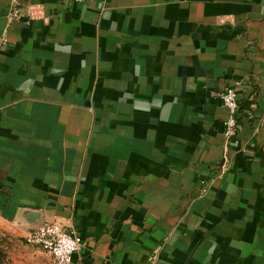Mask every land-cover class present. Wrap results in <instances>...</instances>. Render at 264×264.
Returning a JSON list of instances; mask_svg holds the SVG:
<instances>
[{
	"label": "crops",
	"instance_id": "0c3cea01",
	"mask_svg": "<svg viewBox=\"0 0 264 264\" xmlns=\"http://www.w3.org/2000/svg\"><path fill=\"white\" fill-rule=\"evenodd\" d=\"M17 7L0 0V228L17 247L56 222L82 239L71 264H264V0Z\"/></svg>",
	"mask_w": 264,
	"mask_h": 264
},
{
	"label": "built area",
	"instance_id": "2783aa9c",
	"mask_svg": "<svg viewBox=\"0 0 264 264\" xmlns=\"http://www.w3.org/2000/svg\"><path fill=\"white\" fill-rule=\"evenodd\" d=\"M18 0H11L9 17L19 16ZM84 1V0H73ZM223 106L227 110V116L223 121L224 136L227 140L233 138L238 130V102L235 87H227L220 93ZM221 167L220 173H222ZM201 191H205L202 187ZM24 242L34 246L51 257L52 264H71L72 254L80 250L82 239L74 226L64 227L56 222H44L30 230L24 237Z\"/></svg>",
	"mask_w": 264,
	"mask_h": 264
},
{
	"label": "rangeland",
	"instance_id": "374dc122",
	"mask_svg": "<svg viewBox=\"0 0 264 264\" xmlns=\"http://www.w3.org/2000/svg\"><path fill=\"white\" fill-rule=\"evenodd\" d=\"M25 244L17 247V242L0 228V264H31Z\"/></svg>",
	"mask_w": 264,
	"mask_h": 264
}]
</instances>
